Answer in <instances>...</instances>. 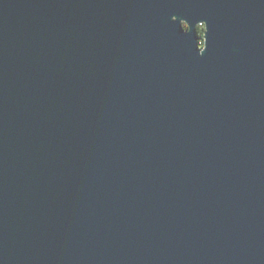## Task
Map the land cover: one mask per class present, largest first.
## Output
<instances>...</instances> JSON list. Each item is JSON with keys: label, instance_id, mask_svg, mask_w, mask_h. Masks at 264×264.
<instances>
[{"label": "water", "instance_id": "water-1", "mask_svg": "<svg viewBox=\"0 0 264 264\" xmlns=\"http://www.w3.org/2000/svg\"><path fill=\"white\" fill-rule=\"evenodd\" d=\"M0 264H264V0H0Z\"/></svg>", "mask_w": 264, "mask_h": 264}, {"label": "trees", "instance_id": "trees-1", "mask_svg": "<svg viewBox=\"0 0 264 264\" xmlns=\"http://www.w3.org/2000/svg\"><path fill=\"white\" fill-rule=\"evenodd\" d=\"M198 32H199V35H200L201 45H203V39H202L203 32H204V27H203V25H199V26H198Z\"/></svg>", "mask_w": 264, "mask_h": 264}, {"label": "rangeland", "instance_id": "rangeland-1", "mask_svg": "<svg viewBox=\"0 0 264 264\" xmlns=\"http://www.w3.org/2000/svg\"><path fill=\"white\" fill-rule=\"evenodd\" d=\"M203 27H204V25H203ZM201 46H203V45H201Z\"/></svg>", "mask_w": 264, "mask_h": 264}]
</instances>
